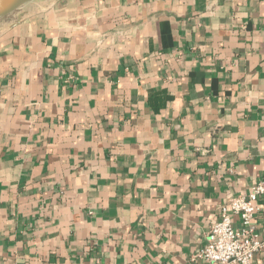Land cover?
Wrapping results in <instances>:
<instances>
[{
    "label": "crops",
    "instance_id": "crops-1",
    "mask_svg": "<svg viewBox=\"0 0 264 264\" xmlns=\"http://www.w3.org/2000/svg\"><path fill=\"white\" fill-rule=\"evenodd\" d=\"M263 175L264 0L0 18V264H205L219 207Z\"/></svg>",
    "mask_w": 264,
    "mask_h": 264
},
{
    "label": "built area",
    "instance_id": "built-area-1",
    "mask_svg": "<svg viewBox=\"0 0 264 264\" xmlns=\"http://www.w3.org/2000/svg\"><path fill=\"white\" fill-rule=\"evenodd\" d=\"M260 199H264V175L250 185L248 193L236 195L219 207L205 244L193 257L205 264H254L256 253L264 249L254 223Z\"/></svg>",
    "mask_w": 264,
    "mask_h": 264
},
{
    "label": "water",
    "instance_id": "water-1",
    "mask_svg": "<svg viewBox=\"0 0 264 264\" xmlns=\"http://www.w3.org/2000/svg\"><path fill=\"white\" fill-rule=\"evenodd\" d=\"M32 0H0V18L5 17Z\"/></svg>",
    "mask_w": 264,
    "mask_h": 264
}]
</instances>
